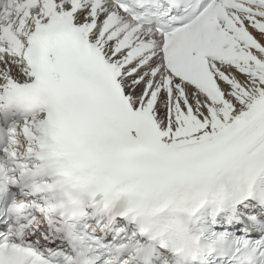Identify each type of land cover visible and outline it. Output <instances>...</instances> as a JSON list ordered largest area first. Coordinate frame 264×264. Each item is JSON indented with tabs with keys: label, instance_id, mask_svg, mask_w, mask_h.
Returning a JSON list of instances; mask_svg holds the SVG:
<instances>
[{
	"label": "snow or ice",
	"instance_id": "snow-or-ice-1",
	"mask_svg": "<svg viewBox=\"0 0 264 264\" xmlns=\"http://www.w3.org/2000/svg\"><path fill=\"white\" fill-rule=\"evenodd\" d=\"M0 264H264V0H0Z\"/></svg>",
	"mask_w": 264,
	"mask_h": 264
}]
</instances>
